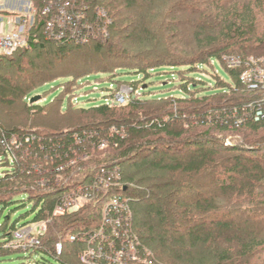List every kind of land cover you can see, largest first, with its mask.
<instances>
[{
  "label": "trees",
  "instance_id": "16d2710c",
  "mask_svg": "<svg viewBox=\"0 0 264 264\" xmlns=\"http://www.w3.org/2000/svg\"><path fill=\"white\" fill-rule=\"evenodd\" d=\"M31 1L39 11L27 47L0 56V107L24 104L34 118L56 101L63 105L64 89L44 103L31 104L27 96L53 82L52 67L86 51L127 60L129 67H119V74L139 75L138 81L127 83L135 91L141 76L162 69L182 80L173 85L179 97H148L147 89L140 97L133 93L119 108L108 103L78 108L67 99L60 114L80 117L64 130L0 122V137L23 142L21 148L13 146L7 152L0 147V166L5 169L0 174V215L12 209L0 225V264L14 253H25L12 248L13 233L40 221L47 222L48 232L40 247L28 253L47 255L61 264H82L80 255L88 246L69 242V236L100 225L98 200L74 215L55 216L54 210L64 194L93 181L100 169L117 170L114 182L120 187L109 189V194L119 192L129 201L131 219L125 233L137 241L138 253L150 264H257L264 252L258 228L264 223V83L251 90L242 84L240 74L247 64L260 65L246 59L264 46V0ZM48 7L86 14L87 25L82 20L71 24L91 44L49 39L43 30L50 19L44 14ZM99 8L109 17L108 35L94 37L85 27L103 26ZM185 25L190 32L183 43L179 33ZM19 54L27 66L20 62L10 67V62L16 63L10 58ZM227 56L239 57L242 68L225 70L228 78L215 81V92L207 93L202 84L206 82L198 83L191 74L198 66L206 71L212 60L222 62ZM112 70H105L102 78ZM114 80L117 88L112 94L122 83ZM236 120L241 122L238 127ZM228 133H239L242 143L225 145L222 136ZM27 138L34 140L26 142ZM26 202L33 204L35 217L17 226L19 218L11 220V213ZM59 242L63 253L55 258Z\"/></svg>",
  "mask_w": 264,
  "mask_h": 264
},
{
  "label": "rangeland",
  "instance_id": "374dc122",
  "mask_svg": "<svg viewBox=\"0 0 264 264\" xmlns=\"http://www.w3.org/2000/svg\"><path fill=\"white\" fill-rule=\"evenodd\" d=\"M5 1L6 0H0V6L4 7L3 3ZM203 1L207 2V0H200V3H202ZM156 3H158V1H156ZM8 4L9 6L12 7V10H15L20 13V14L16 13L17 14L16 16L15 14L7 13L11 17L10 20L11 21L14 20V21L24 24L27 27V30H29V28L33 24L32 18H30V16L29 18L27 16L24 17L26 15V13L24 12L26 8L31 7L32 9L31 15L35 16L37 11H39V9L34 6L31 0H8ZM162 4L163 3L161 2V6ZM170 5H171L170 2L168 4L166 3L164 11L169 9ZM18 8L23 9V11L21 12ZM48 8L51 11V13L49 14L50 19L47 21V24L43 28V30L45 31L49 39H52L54 41H64V39L70 38L73 41V43H77V44L82 43L85 45L89 43L91 44V42H89L85 38L86 36L84 35L81 36L79 34L80 30H78V27H75V25L73 24L67 25V23H64L65 21L67 22V20L64 21L63 18H61L59 14V11L61 12L60 9H63L62 7H60L59 9L50 8V7ZM97 11L99 12L98 15L101 18H103V20L105 21L102 24L103 26H99V27L92 26L94 30L91 29V26H86L85 29H87V32H89V34L94 32V37H98L99 35H101V33L103 35H108V30L106 29V23L108 22L109 17H107V13L103 9L99 8V10L97 9ZM70 15L72 17L70 20L71 23L77 22L79 24L81 23V20H82V23L84 24L87 23V22H84V19L87 17L86 14H82L81 12L78 11ZM184 15L185 14H182L181 17H184ZM189 17H190V11L187 12L186 16L183 18V21L184 20L186 21ZM15 18H19L20 20L15 19ZM5 20H8V18H5ZM50 22H55L54 31L49 28ZM6 23H8V21H6ZM186 23H189V22H186ZM65 27H67V29H64ZM184 27H182V31L179 33V36L181 38V42L186 43L187 40H184L183 38L189 37L190 27L187 25H185ZM89 47L90 45H88L87 48ZM37 54H38L37 52L29 53L30 57L31 56L35 57ZM45 54L46 53H44L42 57H45ZM251 54L252 55L248 59H246V62L247 63L249 62L250 65L251 64L256 65L259 63L260 65L258 67H254L255 69L253 68V66L251 67L248 64L246 65V67L243 66V70L240 74V80H241V76H243L244 74L248 76V73L254 72V73H257L258 76H261L260 83H264V46L260 50H257ZM20 55L21 54L14 55V58H10L16 61V63L14 64L10 62V65H11L10 67H14L18 65V63L20 62H21L20 64L24 65L25 67L27 66L26 65L27 63L24 61L25 58H21ZM240 61L241 59L237 56H231V57L227 56L223 58L222 62L212 60L210 64L206 66L208 67L206 71L201 70V68L198 66L196 69H194L191 75L192 77L196 79L198 83H200L201 80L203 82H206L205 84L204 83L202 84L205 87L206 89L205 91H207V93H214L215 92V86H214L215 81L218 83H221L222 79H227L228 75L226 74L225 70H227L228 68L230 69L242 68V65H240ZM39 62H41V59L38 61V63ZM128 64L129 62L127 60H124L121 58H115V57L111 58L109 56L98 57L95 54H88L87 51L84 54H80V56L73 55V57L70 58L68 61H66L64 64L52 67L50 71L55 72L54 73L55 77L53 78V82H50L47 84L43 83L39 85L40 87L38 88V90L33 89V91H31V93L28 94L27 96L28 98L27 100L29 101V103L31 102L32 98L37 97V96H40V99L36 103H40V102L44 103L46 100L50 101L54 97L58 96V94L62 91V89H64L63 94L60 96V100L61 101L64 100L63 105L62 104L60 105V101H56L50 109L44 111L43 113L39 114L37 117H34V118L31 116L32 112L28 110L29 109L28 106L24 104L18 103L13 108L0 107V122L3 124L17 123L23 126L32 125V126L40 127V128L58 127L59 129H62L67 124L76 123L77 121H79V117H80V114H75L74 116H66V117L60 114V109L61 110L65 109L67 105V99L69 100V103H73V106L78 107V108H90V107L99 106L105 103H108L110 105H117L119 108L121 106L127 105V102L131 99L133 93L135 96L140 97L142 90H147V89H150L151 91L150 93H147L148 97H158V98L164 97L168 99L179 97L180 92L176 88H174L173 85L174 84L177 85L179 80H182V79L181 77L180 78H177L175 76L173 77L172 75L174 74L170 72L171 71L170 69H162L160 70L161 72L159 74H154L153 72H150L151 75L147 78H144L143 76H141V80L136 83L137 84L136 88H139V90L135 91L134 88L131 87V85L127 83L138 81L139 75L135 73L124 74V75L119 74L120 73L119 67H122V66L129 67L127 66ZM108 68L113 69L112 70L114 71L113 74L110 75L108 78H102L104 75H106L103 72L105 70H108ZM47 69L49 70L50 68L47 67ZM14 75L16 78L20 77L16 73ZM68 79L72 81L70 82V84L68 85L59 84L61 81H65ZM113 79H115L116 81L122 82V83L119 82L120 84H117L119 85L118 86L119 89L115 91V94H112L113 93L112 91H114L113 90L114 87L117 88L116 84L112 83L111 81ZM242 84L246 88L247 87L249 89L251 88V86H249V83L242 82ZM252 89L256 90L258 89V87L251 88V90ZM118 93L120 96L118 95ZM31 96L32 98L30 99ZM117 97L118 98L120 97V99H123V100L118 101ZM211 102H214V101L211 100ZM62 112H64V110ZM86 116L87 115H84V118ZM236 121L239 122V120H236ZM237 122L234 123L236 127L239 126V123ZM194 123L195 122H193V124ZM238 135L239 133L238 134L228 133L227 135L222 136L224 137L222 139L225 145L227 146H237L242 143V139ZM4 170H5L4 166H0V174H2ZM94 180H95V177H93V181H90L88 184H86V186L94 187L95 186ZM116 184H117L116 188H119L120 186L118 185V183ZM75 189H77V187H75L74 190ZM229 197L230 196L227 195V198ZM227 198H225V200ZM22 199L24 200L25 197ZM240 201L243 202V204H245L244 198H240ZM32 205H33L32 203L26 202L25 207H20L19 209L14 210L11 213V220H15L19 218L17 226H21L25 222L32 221L35 217V214L32 211ZM96 205L97 206L100 205L99 200H98V203H96ZM11 210L12 209L5 210L3 214L0 215V225L3 224L4 218L10 214ZM26 214H27L26 217H23V218L20 217ZM32 225L33 227H38L39 225L42 227H45L46 233L48 232L47 222L40 221ZM258 228L261 231L260 233L261 238H264V223H262V225L260 224ZM12 248L16 249L15 247H12ZM4 260L5 261L2 264H61L60 262L56 261L54 258L49 257L47 255L45 256H41L39 254L30 255L28 252L14 253L13 255L4 258ZM79 261L81 262V259ZM263 261H264V252L260 260H258L256 263L264 264Z\"/></svg>",
  "mask_w": 264,
  "mask_h": 264
},
{
  "label": "built area",
  "instance_id": "2783aa9c",
  "mask_svg": "<svg viewBox=\"0 0 264 264\" xmlns=\"http://www.w3.org/2000/svg\"><path fill=\"white\" fill-rule=\"evenodd\" d=\"M69 3L67 2L65 4V8L69 6ZM65 8L61 9V12L59 11L60 17L64 21L67 20L64 23L71 25L70 20L72 17ZM19 10L21 12L23 11V9ZM4 11V7L0 6V56L10 55L18 49L27 47V33H29L30 28L34 24V15H31L32 9L28 7L24 12L26 15L23 16H27L28 18L30 16L32 18L33 24L29 30H27L24 24L14 20L11 21V18L7 20L8 23L5 28L4 17L2 16ZM16 13L20 14L19 12ZM50 13L49 8L44 10V14ZM15 19L20 20L19 18ZM49 28L54 31L55 22H50ZM64 29H67V27ZM244 75L241 76V81L243 83H249L251 88H256L261 84V76H258L257 73L250 72L248 76L246 74ZM117 100L123 99L117 97ZM257 115H261V113L258 112ZM237 123L240 124L241 122ZM32 140L34 139L27 138L26 142ZM22 143L15 138H12L8 142L6 135L0 137V147L6 152L11 150L13 146L16 149L21 148ZM117 176V170L100 169L94 176V187L80 185L70 193L64 194L56 203L54 210L55 216L74 215L80 213L85 205L94 199L97 201L100 198V200L98 199L101 206L98 213L100 225L97 228L81 231L69 236V242H79L88 246L86 252L80 255L82 264H150V262L142 259L138 253L136 247L138 246L137 241L130 240L125 233V228L130 227L131 213L129 201L119 192L109 194L112 188L115 189L117 187V184L114 182ZM45 234V227L40 225L38 227H33L32 224L21 226L13 233L11 246L16 249H22L24 252L34 251L40 247L41 238ZM62 253L63 244L59 242L55 245V258H59Z\"/></svg>",
  "mask_w": 264,
  "mask_h": 264
},
{
  "label": "crops",
  "instance_id": "0c3cea01",
  "mask_svg": "<svg viewBox=\"0 0 264 264\" xmlns=\"http://www.w3.org/2000/svg\"><path fill=\"white\" fill-rule=\"evenodd\" d=\"M3 4H4L3 6H4V10H5V11L3 12L2 16L4 17V25H5V28H6V26H7L6 21H7V20H5V18H8V19L11 18V17L9 16V14H7V13L15 14V16H16V12H17V11L12 10V7L9 6V4H8V0H6ZM13 17H14V16H13Z\"/></svg>",
  "mask_w": 264,
  "mask_h": 264
},
{
  "label": "water",
  "instance_id": "95a60500",
  "mask_svg": "<svg viewBox=\"0 0 264 264\" xmlns=\"http://www.w3.org/2000/svg\"><path fill=\"white\" fill-rule=\"evenodd\" d=\"M40 99V96L34 97L31 99V103H35Z\"/></svg>",
  "mask_w": 264,
  "mask_h": 264
}]
</instances>
